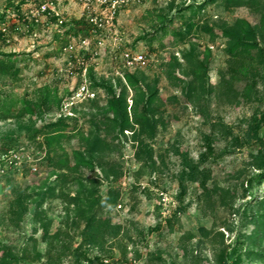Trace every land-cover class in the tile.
Listing matches in <instances>:
<instances>
[{
  "label": "rangeland",
  "instance_id": "374dc122",
  "mask_svg": "<svg viewBox=\"0 0 264 264\" xmlns=\"http://www.w3.org/2000/svg\"><path fill=\"white\" fill-rule=\"evenodd\" d=\"M259 2L254 13L227 0H0V59L18 54L19 69L0 94L53 95L37 116L0 119V241L17 264H220L232 249L264 264ZM239 19L259 47L233 60L224 31ZM127 55L146 64L131 68ZM127 72L156 95L152 130L121 133L109 110L125 94L132 112ZM59 119L68 135L50 152Z\"/></svg>",
  "mask_w": 264,
  "mask_h": 264
},
{
  "label": "trees",
  "instance_id": "16d2710c",
  "mask_svg": "<svg viewBox=\"0 0 264 264\" xmlns=\"http://www.w3.org/2000/svg\"><path fill=\"white\" fill-rule=\"evenodd\" d=\"M227 2L238 7L247 6L252 9L254 13L260 11L257 8L261 5L259 0H227ZM260 27L264 32V14L261 18ZM257 31L256 27L244 19H239L231 30L224 31V35L231 39L227 52L233 60H238L240 57L244 56V54H250L252 50L259 47V45L256 44L257 42H255L259 35ZM6 57V59H0V80L3 76L13 75L17 77L19 74V69L16 66V59L14 60V58L18 57V54H10L6 55ZM125 79L127 82V89L131 90L134 94L132 98V112L130 113L128 111V106L124 105L126 104V100H123L125 94L119 96L114 103H111L109 106V110L115 115V120L119 124L121 133L130 130H135L137 132L138 130L136 128H141L143 132L149 129L152 130L153 123L150 118L148 107L154 102V98L156 97L155 93L149 91L145 87L144 80L140 79L135 73L127 72L125 74ZM95 85L99 86V84ZM51 98H53L52 91L48 88L44 90V94L39 102H9L8 99H4L0 94V119L9 120L13 117L22 119L27 116H37L40 111L47 107ZM54 99L58 105L61 104V100H59L57 93L54 94ZM65 125V121L59 119L49 127L51 131L46 134L44 144L50 152L56 151L58 147L61 146L64 139L67 138L68 126ZM96 139L97 142L93 151L99 150L101 147L100 145L105 144V141L102 140L100 136H97ZM81 158L82 159L79 160V165H91V162L86 158L83 156H81ZM69 161L70 156L66 154V156L62 158L61 163L63 165ZM257 178L264 181V167L260 168V173ZM249 183L252 186L253 181H249ZM26 212L27 208L25 207L23 208V213ZM94 220H96L95 217L88 219L87 228L92 227L95 222ZM17 261L18 257L15 256L11 247L0 241V264H17ZM95 261H101L102 264L106 262L107 264L109 263L108 260H104L103 262V260L97 257L94 260L88 259L87 263L95 264ZM220 264H242V259L237 254V251L232 249L230 252L222 254Z\"/></svg>",
  "mask_w": 264,
  "mask_h": 264
},
{
  "label": "built area",
  "instance_id": "2783aa9c",
  "mask_svg": "<svg viewBox=\"0 0 264 264\" xmlns=\"http://www.w3.org/2000/svg\"><path fill=\"white\" fill-rule=\"evenodd\" d=\"M105 3H108V0H105ZM117 3V2H116ZM51 7L49 8L47 5L43 6L41 11L46 13H50L51 11ZM98 18L96 20V24H98ZM99 25H103V23H100ZM127 63L131 68H135V67H140L144 64H146V58L144 55H137V56H131V55H127ZM9 157L8 155L3 156L2 158H0V168L2 167V163L6 160V158ZM13 159L16 161V164H20L21 162V157L18 154H15L13 156ZM36 170V168H34Z\"/></svg>",
  "mask_w": 264,
  "mask_h": 264
}]
</instances>
